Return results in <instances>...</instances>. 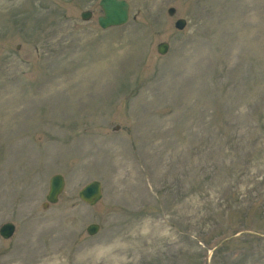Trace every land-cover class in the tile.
Wrapping results in <instances>:
<instances>
[{"label": "rangeland", "instance_id": "1", "mask_svg": "<svg viewBox=\"0 0 264 264\" xmlns=\"http://www.w3.org/2000/svg\"><path fill=\"white\" fill-rule=\"evenodd\" d=\"M127 1L0 0V264H264V0Z\"/></svg>", "mask_w": 264, "mask_h": 264}, {"label": "water", "instance_id": "2", "mask_svg": "<svg viewBox=\"0 0 264 264\" xmlns=\"http://www.w3.org/2000/svg\"><path fill=\"white\" fill-rule=\"evenodd\" d=\"M100 5L103 9V15L98 19L99 24L103 28L111 26H120L125 24L129 19V3L126 0H101ZM177 12L175 7L168 9V14L174 16ZM82 17L86 20L92 17L91 11H85L82 13ZM187 20L179 18L175 22L176 28L182 30L186 27ZM170 45L168 42H161L158 44V52L165 55L169 51ZM119 128V126H117ZM65 188V178L62 174H56L51 178L50 189L47 195L48 202L44 203V207H48L50 203H56L59 201V196L62 194ZM79 196L82 201L93 206L97 204L103 197L102 183L99 180H93L85 185L80 191ZM99 224L93 223L87 227V231L90 235H94L99 231ZM16 230L15 224L8 222L5 223L0 233L4 238H10Z\"/></svg>", "mask_w": 264, "mask_h": 264}]
</instances>
